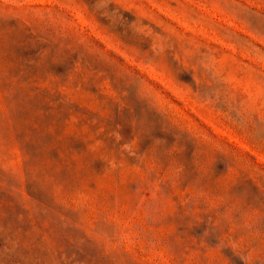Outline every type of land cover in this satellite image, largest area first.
I'll use <instances>...</instances> for the list:
<instances>
[{
  "label": "rangeland",
  "instance_id": "rangeland-1",
  "mask_svg": "<svg viewBox=\"0 0 264 264\" xmlns=\"http://www.w3.org/2000/svg\"><path fill=\"white\" fill-rule=\"evenodd\" d=\"M0 264H264V0H0Z\"/></svg>",
  "mask_w": 264,
  "mask_h": 264
}]
</instances>
